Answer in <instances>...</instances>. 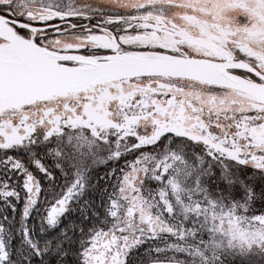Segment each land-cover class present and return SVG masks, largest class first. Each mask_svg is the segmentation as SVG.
Segmentation results:
<instances>
[{"label": "snow or ice", "instance_id": "6c2138e0", "mask_svg": "<svg viewBox=\"0 0 264 264\" xmlns=\"http://www.w3.org/2000/svg\"><path fill=\"white\" fill-rule=\"evenodd\" d=\"M0 264H264V0H0Z\"/></svg>", "mask_w": 264, "mask_h": 264}]
</instances>
